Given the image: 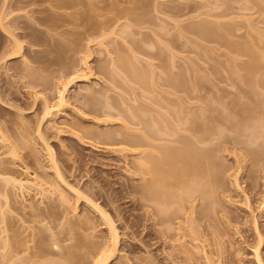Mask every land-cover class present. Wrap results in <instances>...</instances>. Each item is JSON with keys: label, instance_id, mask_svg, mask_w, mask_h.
Wrapping results in <instances>:
<instances>
[{"label": "rangeland", "instance_id": "rangeland-1", "mask_svg": "<svg viewBox=\"0 0 264 264\" xmlns=\"http://www.w3.org/2000/svg\"><path fill=\"white\" fill-rule=\"evenodd\" d=\"M18 1L19 0L17 1L0 0V129L1 132H3L4 135H6V137L8 136L10 138L9 141V138L7 137L8 142L11 143L13 141V143L16 145L15 147H17L18 152H20L19 157H21L19 158L21 160L19 159L16 160V162L18 163H15L13 161V163L15 164L14 165L11 162L14 159V157L12 156L13 158L11 159V156H9L10 154H7V152H6L7 155L3 154L5 153L4 147H6V144L4 143L5 146L3 144H2L3 146H1L0 144V158H4V161L7 160V158L8 159L10 158L11 160V161L9 160V162H7L8 160L6 161L5 164L8 163L7 167L9 166L11 169L13 170L15 169V172L17 171V173L19 171V173L24 174L22 167H24V165L26 164L25 166L28 165L30 171L31 170L33 172L36 171V173L41 177L43 176L47 177V175L52 176V172L49 168L50 162L48 161V154L45 149V145L41 139L39 140V136H37L38 134L36 135V126L39 121L38 119L42 115V111H43L42 108L44 107L43 101L47 100L50 103H55L57 101V90L60 87L59 86L60 79L62 80L69 79L70 76L73 75L72 73H74L73 70H75L76 73V74L74 73V75H78L84 71H87L84 70L85 66H87L90 70H92L93 74L90 75L89 78H87L88 80L87 79L84 80L80 78L73 81L69 85L68 92L66 94L67 95L66 98L69 105L65 108H62L63 109L61 110L62 112H60L55 118H53L55 120L50 121L49 119L46 123H44L42 129L44 133V138L55 152L56 158L59 161L58 164L60 165L64 174L65 175L67 174L68 176L67 180L70 179L69 180L70 182L73 180L74 182L78 183V185L83 190L90 188L92 186L91 184L94 185L96 184L101 186L102 194L95 196L93 199L101 206H103V208L106 211H108L111 217H113L115 221V225L118 228V232L120 233V239H121V242L119 243L120 251L111 264H125V263L129 264L128 262H131L130 264L132 263L141 264V262L143 263L142 258H147V257H141L140 260V256H149L147 258L149 259L148 260L149 264H203L205 262L204 259H206L207 261V258H203V257H207V256L209 257L212 254L215 255H212L209 258H211L213 264H218V261L215 260H221L219 261V264H221L222 262H223L222 264L225 263L255 264L253 248L254 245L257 244L256 242L258 240V237L256 235L258 234V232L257 231L255 232L256 229L254 228L255 227L254 224L257 225L258 231L262 235V238L264 240V162L263 161L261 162L260 165H258L259 168L255 172H253L255 168L258 166H256L253 169L252 162L250 158L247 156V151L243 149L242 145L240 144L238 146L235 145V147L234 145L232 146V144L230 145L228 144L229 148L227 147V145L225 146V148L227 147L226 149L228 150L223 151L225 149L224 148L220 151L221 153H218L219 156L217 155L216 159H219L217 161L222 163L221 165H223L224 171L226 170L225 173L223 174L225 178L222 179V181H224L222 182L224 183V185H222L223 189L220 190L219 193L221 194L220 196H218L219 198L222 196L224 199L223 201L221 198L218 199V203H220L219 205H221V203L223 204L221 206L222 208L223 207L224 208L223 209L220 208L221 206H219V208L224 211L225 217L222 215L223 213L221 212L222 213L221 217L222 216L223 217L222 218L220 217L219 219V221L222 219V221L219 224L220 226L216 223L219 227H217L214 224L215 225L214 229H216L215 227L218 228L216 230L219 232L220 235L217 233L218 235L215 236L217 237L220 236V237L219 240L216 237V243L220 241L219 243L223 245L220 246V244L218 243L219 246L222 247V249L221 248L220 249L224 250L225 253L221 252V250L217 248L218 246L212 248L211 245L209 246L207 245V243L211 244V242L213 241V239L211 241L212 237L209 236L211 242L208 239L206 243V246L208 248L206 246L205 247L209 251L211 249L215 250L217 248L219 252L217 250L215 251L220 253V255L218 253L217 254L221 256L224 253V255L221 256L222 258L219 256L218 258L217 254L214 253V251L213 253L208 254L209 252H207L206 248L205 250L207 254L205 253L206 254L205 255L201 249H199L200 250L199 252L197 249L194 248L195 247L194 244L195 243L198 244L199 242L195 241L194 243L191 241L190 238H188V236H185L186 239H184L181 236L183 233H187L186 231L183 232V230L181 231L182 234L179 233L180 232L179 231L178 233L180 235L179 234H178L179 236L176 235L177 237L174 236L177 238V240H174L173 238L174 241H172V238L171 239L167 238L168 241L165 240L163 242V240L159 238L160 226L154 224L153 220L150 218V214H146V215L144 214L143 209L140 207V204L137 201L138 195L136 194L135 191H133V189H135V187L139 183L138 178L137 176H134L129 172L132 168L131 160H134L133 159L134 156L130 152L129 153L127 152L128 153L127 154L125 151L124 153L114 151L122 146L118 144L119 143L118 141L116 142L115 140L121 136L120 130L123 128V125L125 124L124 118L122 117V119H120L121 118L120 117L119 119L116 120H114L115 118H113V122L111 121L110 123L108 122L104 123L101 122L102 118L95 120V117L98 118L99 116L98 115L95 116L94 113L88 114V116L85 118L84 117L82 118V116L85 115H82L81 113L83 111L88 113V111H86L87 107L84 108V104L88 101V97L90 98L95 91L97 92L99 90L98 95L95 92L96 94L93 95L92 97L97 96L99 98L100 97L99 95L101 94L100 98H102L105 95L102 98V103L103 101H105L106 104L104 103V105L107 106L103 108L104 110L105 109L107 110L109 108L108 110H111L112 113L115 114L119 112V110L122 108L123 110L122 112L127 113V110H129L131 107L132 110H134L135 107V109L138 108L135 111H138L139 113H142V111L143 112L156 111L165 114L170 113L171 114L170 123L168 126L174 128L177 120L179 119L186 120V118L184 117L188 116L187 113L189 114L191 107H193L192 110H194V112H196L195 114L197 115L200 114L198 110H200L201 106H203L201 109H205L207 108L205 107L206 104L207 105L210 104V102H207L208 100L212 102V100L216 99L214 97H210L209 99V96L204 97L205 95L204 88L198 87L194 90H192L193 88L189 90V88L193 87L195 83L197 84L198 77L200 78V76H202L201 79H203L204 75L207 76L208 79H210L213 82V84L217 86L213 88L212 93L218 92L221 95L223 94L225 96V100L227 99L226 94L229 96V98L230 97L233 98L236 93H239L237 94V96L238 95L240 96V92L238 91H243L244 89H246L247 91L249 90L247 93L244 92L245 94H249L251 91L250 89H247L245 86L244 87L241 86V90H239V87H237L238 85L235 84L238 82L237 79L240 80V75L243 74V68L241 69V66L243 64L244 65L248 64V62L251 60L248 53L247 54L244 53L245 51L244 50L243 55L240 54L237 55L238 53H240V49H239L237 51V54H232L230 53V50H232L233 53H236V51L233 49L228 50L229 48L222 41H220V43L218 42L216 43L215 40L209 41L210 37L211 39H213L212 36H208L209 38L207 37L208 41L204 39L205 37H203L202 39L204 40L199 41V43L201 44L199 45L196 41L200 40L202 36L200 37L198 34L197 36L194 35L195 30L193 28L195 25L193 24L194 23L196 24L198 30V28L200 27L199 25H197L198 21L200 20L202 21V19L204 18L203 19L204 21L205 19H207L205 22H208V20L210 21L213 20L214 22V19L216 21V17L217 16L219 17L220 15L219 17L220 21L221 19L222 21L224 20V22L227 21L228 23L227 22L226 23L227 24L230 23L229 26L232 25V28L234 29L232 33L230 32L229 34L230 36L227 35L229 37L226 36L227 39L230 38L231 40L233 39L232 41L236 40V42L238 41L239 43H241L242 41L245 43V40L246 42L249 40L250 43L252 41L251 44L253 45V47L255 46V51H257L258 53H261L262 51L264 52V0H143L144 7H142L140 11H138L140 13V18L138 20H135V22L134 19H132L131 17H130L131 19L129 18V15L127 14L129 12L128 11L129 9L126 8L125 6L131 7L132 6L131 1H136V0H106L107 2H105L104 0L102 1L90 0L88 2L90 4L91 2H94L92 4L93 5L95 4L94 7L97 8L98 11H96L97 9L95 10L93 7L90 8L91 9L89 10L90 12L85 9L88 13L85 12L86 15L85 13L83 14V16L85 15L84 18L83 16H82L83 19H80L81 18L80 16H78L80 17L79 19L75 17V19L78 21L75 23V20L74 21L72 20V23L74 22L76 25L70 23L71 21L67 22V24L68 23L70 24L69 26L67 24L63 26L65 27L64 28L65 30L63 29V27H61L62 30L61 29L55 30L53 28H50L51 27L50 23L44 22L42 20V18L46 17L47 16L46 14H48L51 11L50 9L56 10V8L51 7L53 5V2L50 3L52 4L50 6L49 4L50 1H47L48 4L47 2L41 3L42 1H36V3L30 5L28 2L26 3L24 2L25 4L22 2L20 4V2L18 3ZM32 2L33 1H30V3ZM86 2L87 0L83 1L84 5ZM83 3L82 5L80 4L82 8L79 5L77 7H79L80 9H84ZM96 3H98L97 4L98 7ZM110 3L112 4V7L117 5L118 7L121 6L120 7L121 9L122 6H124L127 12L124 10L119 11V12L123 11L125 13L122 14L123 19L121 17L119 22L118 21L114 22V24L115 23L117 24L115 25V27L113 24L114 30L111 31L113 34L108 29V31L112 35L110 34L111 36L109 37L107 36L108 38L106 40H103L104 42H102V44L100 43L101 44L100 45L98 44V40L100 38L97 37L98 35L99 37H101L100 34L98 33L100 31L97 32L98 34L94 32L100 29L101 21L108 23L105 20L111 18L110 15H112V17H116L115 12L117 13L116 11L117 9H115L116 7L113 8L115 10H111L112 7L109 8V6L107 5L109 8L108 11L110 12L113 11L114 13L107 12V9L103 8L106 4H109L111 6ZM107 6H105V8ZM74 7L76 8V5H74ZM74 7L72 5L71 7H69L70 9L65 8L63 10H58V12L60 11L63 14L64 12L74 14L73 13L75 12L74 10H77V12L79 13L82 12V10H80L79 8L75 9ZM45 8L47 12L49 8L48 13L45 12ZM101 10L102 11L105 10L106 13L102 12ZM103 13L105 15L109 13L110 14V15L108 14L109 18L107 15L105 17ZM102 15L104 16L103 19H101L103 17ZM98 16H102V17H98ZM125 16L128 17L127 20ZM94 20H97L98 22L97 21L94 22ZM45 23L48 24L46 25ZM198 24L200 23L198 22ZM93 25L94 27H92ZM95 27H98L97 30L94 29ZM113 27H111V29H113ZM49 28L53 29L54 31L53 30L51 31ZM68 28L69 30H66ZM60 31H63L64 33L62 32L60 34ZM33 33L35 34V36H33L34 35ZM47 37L48 39H46ZM13 38H16L19 42L21 41V43L23 44V49L21 53L22 55L16 58L9 59L7 54L9 53V51L11 52L14 48L12 46ZM35 38H38V40ZM194 38L198 40L195 41ZM252 38H254V40ZM257 38L260 40L259 42L256 41L255 43V39L257 40ZM47 41L53 43L51 48L49 45L45 44ZM67 41L70 46L66 44ZM36 42H38L39 44ZM221 42L223 45L221 44ZM77 43H80V45ZM66 45H68L69 47H67ZM53 46L54 47L63 46L69 49L66 50L67 54H69L67 56L69 57L66 58L65 56L66 58L65 60H63L64 59L63 56L65 55L63 51L64 53L62 56L63 61L58 59V56L57 57L54 56L57 55L55 51L49 54L51 56H49L45 51V53L48 55L47 60L48 61L54 60V63L52 65L55 64V66L50 65L49 64L50 61L44 62V60H46V57L44 59V56H47L44 53V50L52 49ZM137 47L139 49H137ZM73 48L77 50L75 51ZM135 49H137V52ZM134 51L136 53L134 54L135 57L132 58L133 61H135L140 67L141 66L145 67V69L148 71V78L146 79V83L144 82V85L133 83L129 79L125 81L124 79L126 78H123L124 77L123 74L121 75L119 81H117L119 77H117L118 75H116V78H114L116 79V81H114L113 79V81L115 82L114 83L109 80L111 78L109 77L108 74L106 75L109 78H107L102 71L101 72L99 71L100 70L99 66L102 67L103 65L106 64L109 65L111 62L112 63L110 65L112 66V68H114V65L112 64H114L117 59L119 61L122 53H127L131 55V53L132 52L134 53ZM228 53L231 55L229 56ZM118 54H120V56ZM36 55H40V56L44 55L41 56V58L37 56L40 59H42L43 57V61H42L43 63L39 61L37 63L36 59L35 61L33 60L34 57L36 58ZM71 56H73V58H71ZM232 56H235L237 58L236 60L238 62L235 65H238V63L241 64L243 63L242 65L240 64L241 65L240 67L239 65L236 67V69L238 68L237 70H239L240 68L241 71V72L238 71L240 72L239 78H236L235 75L232 76V74H230L232 72L229 73V71H231L229 66L224 65V63L225 64L230 63V60L228 59ZM111 57L114 58V60ZM25 60H26V66H29V68L27 69L28 70L30 69L29 70L30 72L32 71L31 70L32 67L38 70L37 72H39L37 73L32 68L36 72V74H38L35 75L34 74L35 72L32 71V73L34 74V76H32V80L29 77L32 73H30L29 76H28L29 74L28 72H27L28 74H26L25 71L26 67H24ZM66 60L67 63H65ZM27 61H29L30 64L29 62L27 63ZM58 62L60 63V65L58 64ZM84 62H86L85 65ZM47 63L49 64L50 67L48 66ZM40 65L41 66L45 65V66H43L42 68H40L41 70H39L38 68L41 67ZM110 65L107 67L109 68ZM46 66H48L51 69L47 70L46 68L45 71L47 73L45 72L42 73L41 71H44L43 68H45ZM226 67H228L229 71H227ZM259 68L257 69L256 72L257 75L255 76V78L257 77L256 78L257 80L255 79L257 83L260 82L261 80L264 81V60L261 61ZM216 69L217 70L220 69L218 70V72H220L219 74L217 71H215ZM166 72L169 73L171 81L169 80ZM64 74H69L70 76L69 75L65 76ZM62 75L68 78H65ZM236 75H238V73ZM245 75L246 73L243 74V77ZM37 76H39L40 79H38ZM207 77H205L204 79H207ZM41 78H43V80ZM122 78L123 80H121ZM46 79H48L47 80L48 82H44V84L42 85L43 83L42 81L44 80L46 81ZM263 81H261L263 85L261 83L257 84L258 86L257 88L254 89V92L257 90L255 92V95L258 92L259 93L258 95H261L262 99L264 100ZM225 92L226 94H224ZM251 95L252 92L250 93V96ZM36 96L39 97L41 96V98L43 97L42 99L45 98V100H41V98H39L40 100L38 99L36 100L34 99V97ZM241 96L243 97V95ZM86 97L87 100L85 101ZM100 98L98 99V101H100ZM243 98L244 100L243 99L242 100L246 102V98L245 97ZM253 98L249 99L251 101L247 99L248 102H246L244 107H247L250 104V106L248 107L252 108L251 106H255L256 104H259V101L257 99L258 102L255 103L254 105L256 99L253 102L252 101ZM258 98L259 100H262L260 99V97ZM34 100H36V102H34ZM229 100H231V98ZM215 101H217V99ZM112 102L114 103V105L111 104ZM99 103H101V101ZM115 103H117L116 104L117 108H119L120 106L119 110L114 107ZM261 103L262 102H260V105H256L259 106L256 109H255L256 106L254 107V109L257 111V115H256L257 120L253 122L257 121L256 122L257 126L256 128L253 127V130L255 129L254 131L252 130L253 133L251 134V136L254 134L253 135L254 138H252L253 136L252 137L250 136V138L252 139L249 140L253 146L256 145L259 146L260 141L262 140L264 141V136L263 137L260 136L263 134H260L261 132L258 134L260 130H262L263 132L264 129V126H262V124L264 123V112L262 113V110L264 111V104L261 105ZM102 106L103 104H101V107ZM18 109L19 110L21 109L22 115L20 114L19 115L22 118L21 117L18 118L19 116L18 115L19 111L17 112ZM188 109L189 112H186V115L183 116L185 112H183L184 114H182V111H188ZM206 111L208 112L207 109ZM77 112L80 113L78 114ZM207 112L204 113L207 114ZM127 114H129V112ZM190 114L193 113L190 112ZM17 118L19 119L18 121H20L19 123H21V128L25 127L28 130L29 134L26 132V135L28 134V137L26 136L27 139L23 138L24 136L23 134L22 136L20 134H19L20 136L17 134L19 132V131L17 132L18 128L20 130L19 125H17L18 123H16ZM21 119L24 120H22L21 122ZM12 120L15 121V123ZM75 121H77L78 123L80 122L79 125H82V127L84 126V128L86 127H90V129L92 128L90 132H88L89 130L87 129L88 131H86L85 133H81V136H83V134H87L84 135L85 137L83 136L84 137L83 140L79 137L77 138L76 135L74 136L73 133H71V131L72 132L74 131L73 128H71V125L72 123H75ZM50 122H53V124L52 123L50 124ZM249 122L245 124L243 132H245L249 126L251 127V125L248 124ZM96 130H98L101 133L102 131L106 133L105 130L107 131V133L110 131L109 134H111V131L112 133L115 132L113 136L114 137L116 136V138L113 137L108 138L110 137L109 135L108 137H105L106 134L101 135ZM230 130L228 129L224 131L228 134L229 133L234 134L235 131L233 132L232 130L231 132ZM250 133L251 132L248 133V136ZM236 135L238 134L236 133ZM246 137L247 136L244 137L245 140H247L248 138ZM262 144L264 145V142ZM31 153L33 154V156L29 155ZM34 157L36 158V160H32L35 159ZM18 165L21 168L18 167ZM20 170L22 171L20 172ZM46 172L48 174L44 175L46 174ZM236 177L240 184V190H237L232 186L231 181ZM50 178L53 179L54 177L52 176ZM128 186L133 188L132 191H129L131 190V188H129ZM30 195L32 198L34 193L32 194L30 193ZM30 195L26 193L25 195L26 199H24V203L26 202L28 203V201L32 200L29 198ZM17 196H15V198H17ZM67 196L69 200L67 203L68 206L67 208L72 209L75 204L74 197L72 195H67ZM1 197L2 195H0V198ZM23 198H21L22 200H20L19 198L17 199L19 200V202H23ZM2 199L4 200V197H2ZM17 199L15 201L18 202ZM33 199H34L33 201L36 202L38 201L37 199H39V196L37 197L34 196ZM40 201L41 200H39L38 202L40 203ZM2 204L3 202L0 201V205H1L0 208L2 207ZM19 204H18V208L19 207L21 208ZM38 205L40 206V204ZM3 207L4 209L6 208L4 205ZM79 208L80 210L82 209L83 212L89 211L90 215L93 217V220L90 222V228L88 230L90 232V235L87 238L93 244H90L88 246L86 245V243L84 245V243L82 242L83 244L82 245L80 242L78 243L77 241L78 245L81 244L78 247L77 245H75L76 244L75 236H74L75 239L74 238H73L74 240L72 239L73 241L69 239V241L66 240V243L64 244L63 242H59V243L60 244L62 243V245L65 246L66 248L71 245L70 247L72 248L73 243L75 242L73 247L77 246L78 248L75 247L74 249H78V250L76 251L73 250V252L75 251V253H71L73 256L77 254L74 256L75 258L73 256L71 257L72 258L71 263L73 264L78 263L79 262L78 258L81 257L79 259L81 261L79 264H91L92 263L91 254H95L97 251L96 252L92 251L91 253L90 249L93 250V246H95L94 250L99 249V247L105 240V237L107 236V228H103L105 224H103L101 218L98 217L94 212H92V210H90L88 206L81 203ZM2 209H0L1 210L0 213L3 211ZM22 211L23 210H21L20 213L24 215L23 212L25 211L28 212V209L23 212ZM20 213H18L17 216L20 215ZM14 214H12L11 219L12 220L14 219L13 223L15 222V224L13 225V227L15 225L16 227L13 229L16 230L18 228L17 230L20 229L19 230L20 232H22L25 229L21 236H24L26 235L25 233H28L25 237L26 239L29 238L28 242L23 237L28 244V245L26 244L25 247L30 246L27 249L28 252L22 251V254L25 253L24 257L22 255H19L21 256L20 258L23 259V260L21 259V261L28 262V260L32 258L31 256L38 250L35 249L37 244H36V240L33 239L34 238L33 235L34 233L38 232L36 231V229L39 223L38 225H36L35 223L36 225L35 232L34 230L32 231V229L35 228L33 226L34 224L32 223L33 225H29V221L26 222L28 215L25 214V217H27L26 219H24L25 217L22 215L21 217H23V219L20 218V220L22 219L25 221L23 222L24 223L22 226L23 228L22 227L19 228L17 226L18 224L17 221L19 220V218L15 216L16 214L15 215ZM74 215L75 214L71 215L73 216L72 219L75 218ZM22 220L18 224L19 226L22 223ZM1 226L3 225L0 224V227ZM53 226H54L53 224L52 226L50 225V227ZM39 227H41V225ZM10 232L11 231H8V234ZM10 234L9 236H11ZM0 237H2L1 234ZM0 240L2 241L1 238ZM60 240L62 239H59V241ZM77 240H79V238H77ZM90 241H87V244H89L88 242ZM216 243H214L215 246ZM2 244L0 245V247L3 248L0 249L1 253L3 251L5 252L4 250L5 245ZM202 244H204V242L201 243L200 245ZM46 246L44 247L46 248ZM87 246L88 247L91 246V248L88 249ZM50 247L51 245L47 246V249L56 251V249L53 250L52 247L51 248ZM184 247H186L187 251L186 249L184 251ZM81 248H83L84 250L85 248H87L90 252H86L88 250L84 251ZM261 250H262V255H264V245L261 247ZM84 252H86L87 254ZM167 253L170 254L171 260L168 259L170 257H168L169 255ZM82 254L83 256H81ZM51 255L54 256L53 253L52 254L50 253L46 256L47 258H49V260L46 258L47 260L42 259V261L44 260L45 264H47L46 263L47 261L48 262L50 260L53 261L54 259L57 258V256H55L56 257L55 258ZM25 256L28 257L26 258ZM50 257L52 259H50ZM212 257H214L215 260L212 259ZM223 258H225V260H223ZM56 260L58 261L59 259ZM2 261L0 262V264L1 263L5 264V262L3 263ZM66 261L64 258V260L62 259L61 262L58 261L57 263L67 264L68 262L66 263ZM213 261H215V263ZM224 261L226 262L224 263ZM52 263H54V261ZM52 263L50 262L48 264H52Z\"/></svg>", "mask_w": 264, "mask_h": 264}, {"label": "bare ground", "instance_id": "bare-ground-1", "mask_svg": "<svg viewBox=\"0 0 264 264\" xmlns=\"http://www.w3.org/2000/svg\"><path fill=\"white\" fill-rule=\"evenodd\" d=\"M30 1H33V2L30 3ZM36 1H42L41 3L50 1L49 4L51 2H53V5L50 4V6L52 5L51 7L56 8V10L53 9V10H55V11H53L52 9H50L51 11L49 12V8H50L49 7L48 8L49 13H48L46 8H45V12H47L48 14H46L44 12L47 16L45 15L46 17L42 18V20L44 22L50 23V26H51L50 28H53L55 30L56 29L62 30L61 27L65 26V24H67V22L71 21L70 23H72V20L73 21L75 20V23H76L78 20H76L75 17H77V19H79L80 17H81L80 19H83L84 16L86 15V13H85V12H87L86 10H88V11L91 10L90 9L91 7H93L95 10L97 9L94 7L95 4L94 5L92 4L94 2H91L92 5L88 2L90 0H87V2H86L87 5H86V3L84 5V3H83L84 0L83 1L82 0H19L18 3L20 2V4H21L22 2L23 3L28 2L30 5V4L36 3ZM100 1H102V0H100ZM104 1L107 2L106 0H104ZM41 3H40V5H41ZM82 3H83L84 9H80L79 7H77L78 5L80 6V4L82 5ZM99 3H101V2H99ZM47 4H48V2H47ZM97 4L98 3H96V5ZM72 5H73V7H74V5H76V8L75 7L74 8L75 9L79 8L80 10H82V12L79 13V12H77V10H74L75 11V12H73L74 14L68 13V12L67 13L64 12V14H63L60 11L58 12V10H63L65 8L70 9L69 7H71ZM107 5L109 6V8L112 7V4H111V6L109 4H106L105 6H107ZM131 5H130L131 7H128V6H125V7L129 9L128 10L129 12L127 13L129 15V18L131 17L132 19H134V22H135V20H138L140 18V13L138 11H140V9L142 7H144V1L143 0L131 1ZM105 6L103 8L107 9V12H110V11H108L109 10L108 6L106 8H105ZM80 7L82 8V6H80ZM97 7H98V5H97ZM117 7H118V5L113 6L111 8V10L117 9L116 10L117 13L115 12L116 17H112V15L107 13L106 15L108 16V18H109V15L111 16V18H109V19L107 18L108 20H105L108 23L102 22L100 20L101 21V23H100L101 26L99 25L100 29L97 30L98 27L94 28L97 30V31L93 30V31H96L94 33H97L98 31H100L98 33L100 34L101 37H99V35L98 36L95 35L98 38H100L98 40V44H100V43L102 44V42H104L103 40H106L109 36H111L113 34L111 31L114 30V27L117 24V23L114 24V22L115 21L119 22L121 17L123 19L122 14H125V13L123 11L122 12H119V11H121V10L126 11V8H124V6H122V9H121L120 8L121 6H120V7H118L120 9H118ZM87 8H89V9H87ZM113 8H115V9H113ZM80 10H78V11H80ZM96 11H98V9ZM102 12L106 13L105 10ZM112 12L113 11H111L110 13H112ZM39 13H41V12H39ZM84 13H85V15L83 16ZM119 14H121V15H119ZM223 14H224V12H223ZM106 15L104 14L105 17H106ZM216 15H218V14H216ZM225 15H226V13H225ZM78 16H80V17H78ZM82 16H83V18H82ZM102 16H98V17H102ZM104 16L101 19H103ZM219 17H220V15H219ZM219 17L217 16L216 21L214 19V22H213V20H211L212 23L210 20H208V22H205L207 19H205V21H204L203 20L204 18L202 19V21L201 20L198 21L200 23V24H198V22H197V25L200 26L198 28V30H197L196 24L194 23L193 24V25H195L193 28L195 30L194 35L197 36V34H198L200 37L202 36L200 40L196 39L199 36L194 38V39H195V41L198 40L196 42L199 45H201L199 43V41H202L204 39H206L208 41V38H209L208 36H212L213 39H211V37H210L209 41L215 40L216 43L217 42L220 43V41H222L229 48L228 50L233 49L236 51V53H233V51L230 50V53H232V54H237V51L239 49H240V53H238L237 55H239V54L243 55L244 53H246V54L248 53L249 57L251 58V60L248 62V64L244 65L242 63L243 64L242 65L241 63H238L239 67L242 65L241 69L243 68V74L246 73V75L244 77H243V74L240 75V72H241L240 68H239V70H237L238 68L236 69V67L238 65H235V64L238 61L236 60L237 58L235 56H232L229 59L227 57V59L230 60V63L229 64L227 63L228 65L224 63V65L229 66L231 71H229L228 67H226V68H227V71H229V73L232 72V73H230V74H232V76L235 75L236 78H239V75H240V80L237 79L238 82L236 81L237 83H235L238 85L237 87H239V90H241V86H243V87L245 86L247 89L251 90L250 93L252 92V95H254V96H252V95L250 96V93L245 94L249 90L247 91L246 89H244L243 91H238V92H240V96L239 95L237 96V94H239V93H236L235 96L233 98L230 97L231 100H229L230 98L226 94V92H227L226 91L224 94H226L227 99L229 98L228 99L229 101L227 99L225 100V96L223 94L221 95L218 92L212 93L213 88L216 85H214L213 82L210 79H208L207 76L204 75L203 79H201L202 76H200V78L198 77L199 82L197 81V84L195 83L193 87H190V88L187 87V88H189V90L192 88H193L192 90H194L198 87L204 88V90H205L204 97L209 96V99H210V97H214L217 99V101H215L216 99L212 100V102L209 100L207 101V102H210V104L215 105V106L208 104L209 105V108H208V105L206 104L205 107H207V108H205V109H201L203 107V106H201L200 110H198L200 114H197V115L195 114L196 112H194V110H192L193 107H191V110L193 112L190 110V112L193 114H190L189 109H188V111H182L181 110L182 114H184L183 112H185V114L183 116L186 115V112H189V114L187 113V115L188 116L190 115V116H189V118H188V116H185L184 118H186V120L185 119L177 120L174 128L168 126L170 123V116H171L170 113L165 114V113L156 112V111L155 112H153V111H144L143 112L142 111V113H139L138 111H135L138 108L135 109V107H134V110H132V107H131L129 110H127V113L129 112V114H127L125 112H122L123 110H122V108L120 109V106H119V108H117V106H116L117 103H115L114 107L117 108L118 110L120 109L119 112L114 114V113H112L111 110H108L109 108L107 110L106 109L104 110L103 108L107 107L104 105L105 101H103V103H102V98L105 95L102 98H100L101 94L99 93L100 94L99 98H100L101 103H99L100 101H98L99 98L97 96H95L96 98L92 97L96 93L98 95L99 90L97 92L95 91L96 93L94 92V94L92 92L93 95H91L90 98L88 97V101L84 104V108L87 107L86 111H88V113H86L84 111L81 113L82 115H85V116H82V118L87 117L88 114H90V113H94L95 116L96 115L99 116V117L97 116L98 118L95 117V120L102 118L101 122H104V123H107V122L110 123L111 121L113 122V118H115L114 120L119 119L120 117H121L120 119H122V117L124 118L125 124L123 125V128L120 130L121 136L118 137V139H116V140L114 139L116 142L118 141L119 142L118 144H120L122 146L119 147V149H116L114 151L115 152L116 151L123 152V153H124V151L126 153L130 152L134 156V158H133L134 160H131L132 168L130 171L129 170L128 171L132 175L137 176L139 183L135 187V189L128 186L129 188H131V190H129V191H132V189H133V191L136 192V194L138 195L137 201L140 204V207L143 209L144 214L145 215L150 214V218L153 220L154 224H157L160 226V229H159L160 237L159 238L161 240H163V242L165 240H167V238L168 239L172 238V241L177 240L176 237L179 236L180 235L179 233H181V231L183 230V232L184 231L187 232V233H183V234L181 233L182 234L181 236L184 239H186L185 236H188V238H190L191 241L194 243H195V241L199 242L200 244L204 242L205 245L204 244L200 245L199 243L198 244L195 243L194 244L195 247L193 246L199 252H200L199 249H201L204 252V254L206 253L205 248L207 247L206 243L209 239V236L212 237V238L211 237L210 238H211V241H212V239H213V241L211 242L209 239L211 244L207 243L208 246L211 245L212 248L218 246L217 248H219V249L220 248L222 249V247H220V246H223L219 243L220 241H218L220 246L218 243H216V237L217 236H215V235L219 234V232L216 229H218L217 227L220 226L219 224L222 221V219L219 221L221 214L223 213L222 215L224 216V211L222 210L224 207L222 208V206H221L223 204L221 203V205H219L220 203H218V199L221 198L222 201L224 199L222 196L220 198L218 196H220V194H221V193H219L220 190L223 189L222 185H224V183H222V182H224V181H222V179L225 178V176L223 174L226 171V170L224 171V167H223V165H221L222 163L217 161L219 159H216L218 153H221L220 151L222 149H224L226 145L229 148L230 144H232V146L234 145V147H235V145L238 146L240 144V145H242L243 149H245L247 151V156L250 158V160L252 162L253 169L256 166L260 165L262 161L264 162V145L262 144L264 141L263 140H262L263 142L260 141L259 146H257V145L253 146L249 141L250 139L254 138V136H253L254 134L252 135L253 137L251 136V134L253 133L252 132L253 127L256 128V126H257L256 125L257 121L253 122V121L257 120V118H256L257 111L255 109L259 106H256V105H260V102H262L261 105L264 104L263 103L264 100L262 99L261 95H258L259 94L258 92L256 94L263 101L259 100V98L255 95V92L257 90L254 92V89L257 88V86H258L257 84H259V83H261V81H263V80H261L260 82L257 83V81H255V79L257 77L255 78V76L257 75L256 72H257V69L259 68L261 61L264 60V52L262 51L261 53H258L257 51H255V46L253 47V45L251 44L252 41H251V43L249 42V40L247 42L245 40V43L243 41H242L243 43L242 42L239 43L237 41L238 42L237 43L236 40L232 41L233 39L231 40L230 38H228L229 39L228 40L227 37L230 36L229 35L230 32L232 33L234 29L232 28V25L229 26L230 23L227 24L228 23L227 21L224 22V20L222 21V19L220 21ZM1 18H2V16H1ZM127 19H128V17H126V20ZM90 20H92V19H90ZM95 21H97V20H94V22ZM48 23H45V24L47 25ZM70 23H68L67 25L69 26ZM75 23L73 22L72 24H75ZM111 23H112V25H111ZM94 24H96V23H94ZM97 24H99V23H97ZM113 24H114V27H113ZM92 27H94V25ZM111 27H113V29H111ZM64 28L65 27H63V29ZM53 29H50V30L52 31ZM108 29L112 34L108 31ZM66 30H69V28ZM196 31H197V33H196ZM62 32L63 31H60V34ZM65 32H67V31H65ZM30 34H31V32H30ZM65 34H67V33H65ZM227 35H229V36H227ZM33 36H35V34ZM92 36H94V35H92ZM203 37H205V38L202 39ZM68 38H67V40H68ZM258 38H257V40L255 39V43H256V41L259 42L260 39H258ZM35 39L38 40V38H35ZM46 39H48V37ZM252 39L254 40V38H252ZM48 41L45 44L49 45L51 48L53 43L48 42ZM33 42H34V40H33ZM44 42H45V40H44ZM222 42H221V44H222ZM36 43H38V42H36ZM12 44H13L12 46L14 47L13 50L11 52L9 51L8 54L6 53L9 59L16 58V57H19L20 55H22L21 53H22V49H23V44L21 43V41L19 42L16 38H13ZM56 44H57V42H56ZM61 44H63V43H61ZM66 44H68V41ZM72 44H73V42H72ZM77 44L80 45V43H77ZM68 45H66V46L69 47L70 45L69 46ZM54 48L55 49L57 48V49L55 50ZM67 49L68 48H65L63 46L62 47L61 46H58V47L53 46L52 49L44 50V53L46 51V53L49 55L55 51L57 55H54V54L53 55L55 57L58 56V59L63 61L69 57V56H67V55H69V54H67V51H66ZM137 49H139V48L137 47ZM137 49H135L136 52H137ZM241 49H242V51H241ZM63 51L65 53L64 56H63V54H64ZM243 51H244V53H243ZM136 52L135 51H134V53L132 52L131 55H129L127 53H122L120 56V54H118L120 56V59H119V61L117 59L116 62L114 61L115 63L112 64V65H114V68H112V66L110 65L112 62L109 60L111 62L109 64L111 68L110 67L108 68L107 66H109V65H107V64H106L107 66L102 64L103 66L102 67L99 66L100 70L99 69L98 70L100 72L102 71L105 75L108 74L109 77L111 78L109 80L112 82L116 81V79H114V78H116V75H118L117 77H119V78L117 81H119V79L121 78V75L123 74V76H124L123 78H126V79H124L125 81L129 79L133 83H138V84L144 85V82L146 83V79L148 78V71L145 69V67L141 66L142 67L141 68L135 61H133L132 58L135 57L134 54ZM72 53H73V51H72ZM48 55L47 56L41 55V56H44V59L46 57V60H44V62L48 61L47 60ZM126 55H129V56H126ZM228 55L230 56L231 54L228 53ZM37 56H39L41 58L40 55H36V58L34 57L33 60L35 61V59H36L37 63H38V61L42 62L43 57H42V59H40ZM49 56H51V55H49ZM62 56L64 57L63 60H62V58H63ZM65 56H66V58H65ZM71 58H73V56H71ZM55 59H57V58H55ZM112 59L114 60V58H112ZM49 61L48 62L50 65H52L54 63V60L53 61L49 60ZM28 62L29 61H27V63ZM65 63H67V60ZM69 63H70V61H69ZM85 63L86 62H84V65H85ZM24 64H25L24 67H26V70H25L26 74L29 73L28 76L30 75V73H32V71H34V70L36 72L38 71L31 66L34 70L31 68L32 71L30 72L29 71L30 69L29 70L27 69V68H29V66H26V60L24 61ZM29 64H30V62H29ZM49 64H48V66H49ZM58 64L60 65L59 62H58ZM61 65H63V64H61ZM43 66H45V65H43ZM43 66L39 67L38 69L41 70L40 68H42ZM48 66L43 68L44 71H41V72L47 73L45 71L46 68H47V70L51 69V68H49L50 66L49 67ZM52 66H55V64ZM115 68H117V69H115ZM84 70H87V71H84L78 75H74L75 70H73L74 73H72L73 74L72 76H70L71 73H70V75L64 74L65 76L69 75L70 78L65 79V80L60 79V81H59L60 87L57 90V101L55 103H50L47 100H45V98L42 99L43 97L41 98V96L40 97L39 96L34 97V99H36V100L37 99L40 100L39 98H41V100H45V101H43L44 107L42 106L43 107L42 108L43 109L42 115L38 119L39 121H38L37 126H36V135L38 134L37 136H39V140L41 139L45 145V149H46L47 154H48V161L50 162L49 168H50V170L52 172V176L54 178L53 179L50 178L52 176L47 175L48 174L47 172H46V174H44V175H47V177L39 176L36 173V171L35 172H33L32 170L30 171L28 168V165L25 166L26 165L25 163H24L25 165L23 164L24 167H22L24 174L19 173V171L17 173V171L15 172V169L13 170L9 166L7 167L8 163L5 164L7 160H8L7 162H9L10 158L9 159L7 158V160H5V161H4V158H0V195H2V197H4V200L2 199V197L0 198V199H2L0 201L3 202L2 207L0 208V209L3 208L2 209L3 211L0 213V224L3 225L0 227L1 228L0 234L2 236V237H0L2 239V241L0 240V243L2 242L4 244H2V243L1 244L5 245V247L3 246L5 252L3 251L1 253V251H0V253H1L0 262L3 260L2 262L3 263L5 262V264H45L44 260L42 261V259H45V260L48 259L49 260V258H47L46 256L50 253L51 254L53 253L54 256L53 255H51V256H53V257L57 256V258L56 257L55 258L59 259L58 261L61 262L62 259L64 260V258H65V261L67 260L66 263L68 262L70 264L71 259H72L71 257L73 256L71 253H75V251L78 250V249H74L75 247L78 248L82 244V242L84 243V245L86 243V245H88V246L90 244H93V243H91L90 240L87 239L90 235V232L88 230L90 228V222L93 220V217L90 215L89 211L83 212L82 209L80 210L79 207H80L81 203L88 206L90 208V210H92V212H94L98 217H100L101 220L103 221V224H105L103 226V228H107V236L105 237V240L103 241V243L101 244V246L99 247L98 250L97 249L94 250L95 246H93V250L90 249L91 246L90 247L87 246L88 249H90L91 253H92V251H94V252L97 251L95 254L90 253L92 256V263L91 264H111L114 261V259L117 257V255L120 251L119 250V243L121 242L120 233L118 232V228L115 225V221H114L113 217H111V215L108 213V211H106L103 208V206H101L99 203H97L93 199L95 196L102 194L101 193L102 192L101 186L96 185V184L95 185L91 184L92 186L91 187L89 186L90 188L83 190L78 185V183L74 182L73 180L70 182L69 181L70 179L67 180L68 176H67V174L66 175L64 174L63 170L61 169L60 165L58 164L59 161L56 158L55 152L52 149V147H50V145L48 144L46 139L44 138V133H43V129H42V126L44 125V123H46L49 119H50V121L55 120L53 118H55L60 112H62L61 111V110H63L62 108H65L69 105L67 98H66L67 97L66 94L68 92L69 85L73 81L80 79V78L86 80L87 78L90 77V75L93 74L92 70H90L87 66H85ZM218 70H220V69H218ZM218 70L216 69L215 71L218 72ZM81 71H83V70H81ZM238 71H240V72H238ZM244 71H245V73H244ZM36 72L34 74L38 75V74H36ZM48 72H50V71H48ZM217 72H216V74H217ZM37 73H39V72H37ZM166 73L168 75L169 80L171 81L169 73L168 72H166ZM219 73L220 72H218V74ZM237 73H238V75H236ZM34 74L32 73L29 76L31 78V80H32V76H34ZM64 75H62V76H64ZM106 77H107V75H106ZM109 77H107V78H109ZM205 77H207V79H204ZM37 78L40 79L39 76H37ZM43 78H41V79L43 80ZM65 78H68V77H65ZM123 78L121 80H123ZM34 79H36V78H34ZM113 79H114V81H113ZM47 80L48 79H46V81L45 80L42 81L43 82L42 85L44 84V82H48ZM259 87H260V85H259ZM241 95H243V97L246 98V102H248L247 99L249 100V99L255 97L252 99L253 102L256 99L254 102V105L258 101H259V104H256L255 105L256 107L251 106L252 108H250V107H248V106H250V104L247 103L249 105L247 107H244L246 102L243 101L244 98ZM257 99H258V101H257ZM36 100H34V102H36ZM86 100H87V97H86L85 101ZM249 101H251V100H249ZM213 102H214V104H213ZM101 104H103L102 107H101ZM111 104L114 105L113 102ZM199 107H196V108H199ZM254 107H255V109H254ZM149 108H151V107H149ZM206 109L208 110V112L206 111ZM18 111H19L18 115L19 114L22 115L21 109L20 110L18 109L17 112ZM131 111H134V112H131ZM204 112H207V114ZM263 112L264 111L262 110V113ZM77 113L79 114L80 112H77ZM20 115L18 116V118L21 117ZM18 118L16 119L17 120L16 123H18L17 125H19L20 130H22V129L23 130L20 131L18 128L17 132L19 131L20 133L18 132L17 134L18 135L20 134L21 136L23 134L24 135L23 138H26V136L28 137V134H29L28 130L23 126H22L23 128H21V123H19L20 121H18L19 120ZM22 120H24V119H21V122H22ZM80 120H81V118H80ZM97 121H99V120H97ZM249 121H252V122H249ZM13 122L15 123V121H13ZM247 122H249L248 124L251 125V127L250 126L248 127L250 131L247 128L248 132L246 130L245 131L246 134H245V132H243V131H244L245 124ZM51 123L53 124V122H50V124ZM70 123H72V122H70ZM54 124H55V122H54ZM79 124H80V122L78 123L77 121H75V123H72L71 128H73L74 131L73 132L71 131V133H73L74 136L76 135L77 138L79 137L83 140L85 137L84 135H87V134H83V136H84L83 137V136H81V133H85L88 130H89L88 132H90L92 128L90 129V127H86V126H85L86 128H84V126L82 127V125H79ZM262 126H264V123L262 124ZM51 127H53V126H51ZM227 128L229 130L232 129L233 132L235 131L234 134L233 133L232 134L226 133L224 130H228ZM25 130H27V131H25ZM232 130H230V131L232 132ZM96 131L99 132L98 130H96ZM26 132L28 133L27 135H26ZM92 132H93V130H92ZM105 132L106 133H104V131H102L103 134L101 132H99V133L101 135L106 134L105 137H108V135H109L110 137H108V138H112V137L116 138V136L115 137L113 136L115 132L112 133V131H111L112 136H111V134H109L110 131L107 133V131L105 130ZM249 132H251V133L248 136ZM236 133L238 135H236ZM259 133L263 134V135H260L261 137H263L264 136V129H263V132H262V130H260L258 132V134ZM243 135H245L249 138L248 139L246 137L248 141L244 139L245 136H243ZM242 136H243V139L245 141L242 139ZM250 136L252 138H250ZM7 137H6V135H4L3 132H1V129H0V142H1L0 144H1V146H3V145L5 146V144H6V147H4L5 153H3V154H6V152H7V154H10L9 156H11V159L13 157L15 159V160L13 159L12 161L11 160L10 161L12 163H13V161L15 163H18V162H16V160L21 158V157H19L20 152H18V149H17V147H15L16 145L13 143V141L11 143L8 142L9 137L8 138ZM9 141H10V138H9ZM251 142H252V140H251ZM226 148L223 151L228 150ZM29 155L33 156L32 153ZM27 158H29V157H27ZM1 159H2V161H1ZM19 160H21V159H19ZM32 160H36V158L32 159ZM18 167H20V166L18 165ZM258 168H259V166L256 167L254 171L252 169V171L255 172ZM22 170H20V172ZM21 174L24 176H22ZM231 182H232L233 188L240 190V184L238 182L237 177L232 179ZM26 193H28V195H30V193L31 194L34 193L32 198L30 195L29 198L32 200L28 201V203L26 202L27 204L24 203V199H26V197H25ZM17 194L19 197L17 196ZM66 194L72 195L74 197L75 204H74L72 209L67 208L68 207L67 203L69 200H68V196ZM15 196H17V198H19L20 200H22L21 198H23V197H25V198H23V202H19V200L17 198H15ZM34 196H36V197L39 196V199H37V200L38 201L41 200L40 203L38 201H36V202L33 201ZM16 199L18 200V202L15 201ZM37 203L40 204L41 207ZM18 204H19V206H21V208L20 207L18 208ZM3 205L6 207L5 209H4ZM42 205H43V208H42ZM219 206H221L220 208H222V209H220ZM27 209H28V212L25 211ZM21 210L25 211L26 213L22 211L24 213V215H22V213H20ZM220 210H222V211H220ZM17 212L20 213V215L17 216V214H18ZM5 213H7V214H5ZM12 214H14L15 216H17L19 218V220L17 221L18 224L23 219V217H21V215L25 217V214L28 215V216L26 215L28 218L25 217L24 219L27 218L26 222L29 221V225L34 224L33 226L35 227L39 223V225L37 226L38 230L36 229V227L35 228L32 227V228H34V229H32V231L34 230V232H35V229H36V231H38L37 233H34V235H33V237H34L33 239L36 240V244H37L35 249L36 250L38 249V250H37V252H35L31 256L32 258H30L28 260V262L21 261L22 258H20L21 256H19V255H22L24 257L25 253L22 254V251L26 252L27 249L30 247V246L25 247V245L27 244V242L29 240V238L28 239L25 238L28 233H25L26 235L21 236L25 229L22 232L19 231L20 229L17 230L18 228L16 230L13 229L16 227V225L13 227L15 222L13 223L14 219L13 220L11 219ZM72 214H75L74 219H72V217H73V216H71ZM219 214H220V216H219ZM6 215H8L9 217ZM5 216H6V218H5ZM7 217H8V219H7ZM13 218H16V217H13ZM20 218H22V219L20 220ZM11 220H12V222H11ZM23 222H25V221L22 220V223H21L22 225L20 224V226H19L17 224V226L19 228H21L24 224ZM35 223H36V225H35ZM52 224L54 226L50 227V225L52 226ZM214 224L217 226V227H215L216 229H214V226H215ZM40 225H41V227H39ZM254 226H255L254 228L256 229L255 232L256 231L258 232V234L256 235L258 237V240L256 242L257 244L254 245V248H253L254 261H255V264H264V255H262V250H261V247L264 245V243H263L264 240L262 238V235L258 231L257 225L254 224ZM8 231H11L10 233H12V234L9 233L11 236H9ZM3 233H4V235H3ZM184 234H186V235H184ZM60 235H61V238H60ZM206 235H207V238H206ZM74 236L76 239L74 238ZM174 236H176V237H174ZM23 237L26 239L27 242L25 241V239ZM219 237H217L218 240H219ZM73 238L76 240L75 245H77L78 247L77 246L73 247L75 242L73 243L72 248L70 247L71 245L66 248L65 246L62 245V243L61 244L59 243V242H63V244H64V243H66V240L69 241V239L72 240ZM77 238H79V240H77ZM173 238H174V240H173ZM59 239H62V240L59 241ZM86 239H87V241H90V242H88L89 244H87ZM30 241H31V239H30ZM77 241H78V243L80 242L81 244L78 245ZM214 243H216V246ZM212 244H213V246H212ZM46 245L47 246L51 245L52 249L53 250L56 249V251H52L51 249H47ZM44 246H46V248ZM66 246H68V245H66ZM83 248H81V249L84 250ZM217 248L215 250L218 251ZM0 249H3V248L0 247ZM88 249L85 248V250H88ZM185 249H186V247H184V251H185ZM209 249H210V247H209ZM73 250H75V251L73 252ZM211 250L209 251L207 249V252H209L208 254L213 253V251L216 254L219 252V251L218 252L215 251L214 249H211ZM90 251L88 250L86 252H90ZM186 251H187V249H186ZM86 252H84V253H86ZM162 252H163V250H162ZM221 252H224V250H221ZM29 253H30V251H29ZM32 253H33V251H32ZM224 253L221 256H223ZM26 254H28V253H26ZM86 254H84V255H86ZM218 254L220 255V253H218ZM218 254H217V257L219 256ZM75 255H77V254H75ZM168 255H169L168 257H170L168 259L171 260L170 254H168ZM212 255H215V254H212ZM212 255H210V256H212ZM81 256H83V254ZM221 256H219V257H221ZM141 257H147L148 258L149 256H140V260H141ZM209 257L208 256L203 257V258H207V261H206V259H204L205 262L203 264H213L211 258H209ZM80 258H78L79 262L75 263V264H79L81 262L79 260ZM84 258H85V256H84ZM147 258H142L144 264L145 263L149 264V261H148L149 259H147ZM50 259H52V258L50 257ZM56 259L53 260L54 263H52L53 261H51V260L49 262L47 261L46 263L48 264L51 262L52 264H56L58 262ZM212 259L215 260L214 257H212ZM4 260H6V261H4ZM68 260H70V261H68ZM223 260H225V258H223ZM72 261H74V260H72ZM215 261H218V264H219V261H221V260H215ZM215 261H213V262L215 263ZM76 262H77V260H76ZM225 262L226 261H224V263ZM128 263L130 264L131 262H128ZM143 263L141 262V264H143ZM57 264H59V263H57ZM71 264H73V263H71ZM125 264H127V263H125Z\"/></svg>", "mask_w": 264, "mask_h": 264}]
</instances>
